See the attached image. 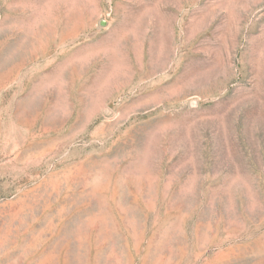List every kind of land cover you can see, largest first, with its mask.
Masks as SVG:
<instances>
[{
	"label": "rangeland",
	"instance_id": "obj_1",
	"mask_svg": "<svg viewBox=\"0 0 264 264\" xmlns=\"http://www.w3.org/2000/svg\"><path fill=\"white\" fill-rule=\"evenodd\" d=\"M0 264H264V0H0Z\"/></svg>",
	"mask_w": 264,
	"mask_h": 264
}]
</instances>
